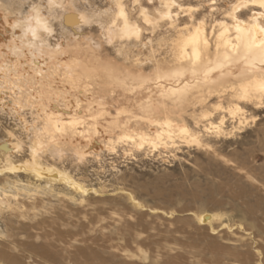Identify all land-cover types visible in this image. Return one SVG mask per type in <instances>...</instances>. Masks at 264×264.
<instances>
[{
	"label": "bare ground",
	"instance_id": "1",
	"mask_svg": "<svg viewBox=\"0 0 264 264\" xmlns=\"http://www.w3.org/2000/svg\"><path fill=\"white\" fill-rule=\"evenodd\" d=\"M142 1L109 0L102 10L93 0H35L28 9L0 0V113L13 121L0 138V240L31 232L44 240L38 252L54 257L60 247L74 264L147 260L140 223L106 207L115 201L108 186L72 171L120 152L177 159L192 151L205 175L243 179L264 193V174L259 180L250 170L264 153V128L256 129L264 124L260 0ZM224 216L193 213L201 229L219 235L223 227L237 245L192 244L187 255L195 264H264V227L258 236ZM133 234L139 253L114 244ZM89 243L115 253L105 258ZM9 252L0 249V264H26Z\"/></svg>",
	"mask_w": 264,
	"mask_h": 264
},
{
	"label": "rangeland",
	"instance_id": "2",
	"mask_svg": "<svg viewBox=\"0 0 264 264\" xmlns=\"http://www.w3.org/2000/svg\"><path fill=\"white\" fill-rule=\"evenodd\" d=\"M33 1L35 0H23L25 3L24 9H28ZM93 1V4H96L100 9H108L109 0ZM232 1L228 0V2ZM148 3L146 0L142 1V4ZM153 4H159L158 0H154ZM181 4L189 5L196 3L192 0H182ZM146 6L150 7L149 5ZM218 6L225 7L224 1L218 0ZM164 29L163 32L165 31ZM57 33L59 34V27H57ZM260 117L264 118V114ZM12 126L13 121L8 116L0 113V138L4 135V127L12 128ZM252 128L251 130H253ZM262 128H264L263 123L256 127V129ZM185 151L179 153L177 159L145 155L127 158L120 152L118 155H105L100 162L90 160L81 166L80 169L76 171L72 170L79 177L83 176L86 179V183L89 182L90 184H88L91 186L94 185L96 188H99L100 185L108 186L107 190L114 196L115 201L107 204L106 207L114 204L118 214L133 222L136 220L135 222L140 223L139 230H137L141 233L140 239L143 238L147 241L146 244L140 243V245L143 249H146L149 258L143 261L134 259L133 262L135 264H172L176 263L179 259L177 264H195V259L193 257L190 258L187 255L188 252L193 253L196 249H198L197 251H201L206 246H227L226 248H231L237 245L234 242L236 238L229 236L223 227H219L221 230L218 228L220 231L219 235H213L207 229H201L195 221L193 213L197 214L202 211L217 212V214L225 215L224 219L228 224L234 225L235 223L242 222L244 226H248L249 229L255 231L256 235H263L264 193L255 189L251 183L249 184L248 181L243 179L238 180L233 177L220 179L205 175L203 172L205 169L202 168H208V166L206 164H197L194 160L197 154L192 151L191 153ZM259 155L261 157L250 166V170L260 180L264 174V153H260ZM241 185L249 193L241 195L239 188ZM121 189L130 192L136 200L146 206L147 210L140 211L135 209V207L133 208L132 203L127 200L126 192H122ZM258 202L260 212L257 206V213L249 216L246 212L248 206L252 207L256 203L258 204ZM148 209H156L165 212L167 215L163 216L160 213L155 215L150 213ZM171 213H173L172 216H170ZM2 222L1 228L4 229L5 222ZM13 233L15 237L8 236L5 242L0 240V249L4 251L5 248L8 249L10 251L9 255L15 256L20 262L22 260L26 264H74V261L66 259L58 253L60 247L58 250L53 251L54 257H50V252L47 251L46 254L44 253L45 251L38 252L37 248L39 245H43L44 240L29 236L31 232L24 233L21 230L15 229ZM135 237L136 235L133 234L128 239L115 241L114 244L121 248L127 247L134 252L132 254L139 253L138 247L135 246ZM7 242H12V244L9 245ZM30 244L35 245L30 246ZM95 244L89 243L94 252H99L105 258L110 257L109 252L115 253L114 250L104 249L101 243ZM187 245H192L196 249L194 248L193 251ZM75 246L82 247L83 244L76 243ZM67 252L65 251L64 254L69 255ZM172 253L175 254L173 255ZM206 253L204 252L202 255L205 254V257L208 256L207 258H209L210 254L206 255ZM178 254L185 257L174 258ZM152 256L153 259L150 258ZM0 261L2 262L3 259L1 258ZM121 261L122 258L120 257H112L114 264H119Z\"/></svg>",
	"mask_w": 264,
	"mask_h": 264
},
{
	"label": "snow or ice",
	"instance_id": "3",
	"mask_svg": "<svg viewBox=\"0 0 264 264\" xmlns=\"http://www.w3.org/2000/svg\"><path fill=\"white\" fill-rule=\"evenodd\" d=\"M260 6L264 7V0H260ZM239 31V29H237ZM261 31H264V28H261Z\"/></svg>",
	"mask_w": 264,
	"mask_h": 264
}]
</instances>
